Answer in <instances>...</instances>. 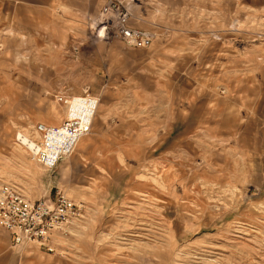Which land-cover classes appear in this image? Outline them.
<instances>
[{"label":"rangeland","instance_id":"374dc122","mask_svg":"<svg viewBox=\"0 0 264 264\" xmlns=\"http://www.w3.org/2000/svg\"><path fill=\"white\" fill-rule=\"evenodd\" d=\"M118 1L149 48L98 38L107 0H0V185L81 212L54 253L5 250L14 264H264V0ZM58 91L98 103L45 169L32 127L67 117Z\"/></svg>","mask_w":264,"mask_h":264},{"label":"built area","instance_id":"2783aa9c","mask_svg":"<svg viewBox=\"0 0 264 264\" xmlns=\"http://www.w3.org/2000/svg\"><path fill=\"white\" fill-rule=\"evenodd\" d=\"M94 25L98 38L118 40L127 48L147 49L154 40L152 31L133 25L130 8L118 0H107ZM54 99L65 108L67 117L54 126L36 123L31 134L36 145L34 161L45 169H55L74 151L77 142L90 134L98 103L87 91L78 97L58 91ZM80 217L78 205L60 192L30 200L15 185H0V229L9 234L14 247L34 245L54 253L58 237Z\"/></svg>","mask_w":264,"mask_h":264},{"label":"crops","instance_id":"0c3cea01","mask_svg":"<svg viewBox=\"0 0 264 264\" xmlns=\"http://www.w3.org/2000/svg\"><path fill=\"white\" fill-rule=\"evenodd\" d=\"M6 234H7V236L5 235V237L0 235V264H14L13 255L11 253L7 252V250H5V247L7 246L8 241L10 243L11 249H14V250H17V248L19 249L21 247L26 248V246H28V245L20 246V247H14V246H12L11 237L9 236L8 233H6ZM7 238H8V240H7Z\"/></svg>","mask_w":264,"mask_h":264},{"label":"bare ground","instance_id":"6f19581e","mask_svg":"<svg viewBox=\"0 0 264 264\" xmlns=\"http://www.w3.org/2000/svg\"><path fill=\"white\" fill-rule=\"evenodd\" d=\"M78 142H79V141H78ZM78 142H77V143H78ZM76 145H77V144H76ZM75 147H76V146H75Z\"/></svg>","mask_w":264,"mask_h":264}]
</instances>
